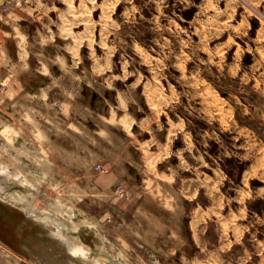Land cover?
<instances>
[{
	"label": "crops",
	"instance_id": "crops-1",
	"mask_svg": "<svg viewBox=\"0 0 264 264\" xmlns=\"http://www.w3.org/2000/svg\"><path fill=\"white\" fill-rule=\"evenodd\" d=\"M8 1L0 0V167L14 177L38 172L34 177L41 182L75 189L73 200L80 187L106 196L110 228L102 232L93 223L90 229L101 234L104 248L113 237L115 242L135 234L141 264H264V213L224 212L219 197L207 204L201 194L208 192V179L188 174L195 131L159 116L146 85L149 115L133 95L140 84L98 85L97 77L113 68V56H96L90 18L58 23L47 15L45 0H16L5 11ZM73 17L79 22V15ZM79 25L84 31L75 30ZM96 165L108 172L94 173ZM251 213L259 221H240ZM211 221L216 228L209 227ZM7 257L18 264L11 251Z\"/></svg>",
	"mask_w": 264,
	"mask_h": 264
},
{
	"label": "rangeland",
	"instance_id": "rangeland-1",
	"mask_svg": "<svg viewBox=\"0 0 264 264\" xmlns=\"http://www.w3.org/2000/svg\"><path fill=\"white\" fill-rule=\"evenodd\" d=\"M13 1L5 3V11L11 9ZM45 1L51 8L47 15H53L58 23L71 18L77 25L90 18L96 56L109 52L113 56V68L97 77L98 85L105 88L116 83L118 88L127 89L130 84H140L133 95L142 103V113L149 115L142 94V86L146 85L149 97L155 96L159 116L182 123L176 125L178 129L185 123L188 131H195L192 148L196 155L189 159L188 174L208 179V192L201 194L204 202L210 204V199L219 197L223 198L224 212L239 208L241 212L264 213V0ZM74 15H79V22ZM75 28L84 31L83 25ZM81 53L85 64H89L88 49L82 47ZM156 85L161 87L158 92ZM175 143L180 146L182 139L177 138ZM2 148L11 153L5 145ZM98 172L95 166L94 173ZM34 174L39 175L33 172L29 177H14L5 165L0 167V199L7 208L24 214L25 205L12 201L10 194L27 191L22 181L32 183L35 188L27 195L29 204L45 215L53 213L51 202L65 204L75 216H58L69 227L64 234L99 260L96 264H141L143 255L135 234L124 235L121 241L115 240L117 243L113 237L112 244L106 243L104 248L101 234L90 229L93 223L102 232L110 228L106 218L111 205L106 196H94L93 189L80 187L73 200L75 189L73 192L55 181L41 182ZM175 188L180 194L181 187ZM3 204L1 264H16L9 261L8 251L14 253L18 264H38V260L43 264H88L68 252L56 235V225L29 216V228L19 214L13 215L16 221L6 217ZM253 215L240 221H259ZM187 222L185 219V229ZM209 227L216 228L215 222L211 221ZM117 256L127 260L116 262Z\"/></svg>",
	"mask_w": 264,
	"mask_h": 264
},
{
	"label": "bare ground",
	"instance_id": "bare-ground-1",
	"mask_svg": "<svg viewBox=\"0 0 264 264\" xmlns=\"http://www.w3.org/2000/svg\"><path fill=\"white\" fill-rule=\"evenodd\" d=\"M7 131L8 130H5L4 133ZM22 184L26 188H28L27 191L20 194L18 192L11 193L10 195L13 198L11 200L14 202L18 201L24 204L25 208H23V210L28 214V216L33 218V220L38 222H43L49 225H56L57 228L56 235L60 237L61 241L65 244L68 252H70L71 255L85 259L88 262V264H96V262H98L99 260L93 259L91 253L85 248H83V246L76 244L66 232L64 234V229L66 228L68 230L69 227L58 216H67L69 219H73L75 213H73L72 211L69 212L70 210L66 207V205L59 201L58 202L55 201L53 203L51 202L50 207L51 209H53L52 214L49 213L45 215V212L39 213L38 211H36V209L32 207V205L29 204V198L27 196V195L30 196L33 193L31 189L35 188L34 185L32 183H28V182L26 183L24 181H22ZM71 229L74 230L75 227H72ZM101 247L102 246H99V249H101ZM117 264H124V262H118Z\"/></svg>",
	"mask_w": 264,
	"mask_h": 264
},
{
	"label": "trees",
	"instance_id": "trees-1",
	"mask_svg": "<svg viewBox=\"0 0 264 264\" xmlns=\"http://www.w3.org/2000/svg\"><path fill=\"white\" fill-rule=\"evenodd\" d=\"M0 204H3V203H0ZM2 206H3L4 210H5L6 217H9V219H12V220L16 221L15 216H17L19 214L18 217L19 218L21 217V218L25 219L26 223H27V227L31 228V226L29 225L30 220L19 209H15L14 208V210H11V209L7 208V205L3 204ZM13 215H15V216H13ZM19 230L21 232H25V230L22 229L21 227H19Z\"/></svg>",
	"mask_w": 264,
	"mask_h": 264
},
{
	"label": "built area",
	"instance_id": "built-area-1",
	"mask_svg": "<svg viewBox=\"0 0 264 264\" xmlns=\"http://www.w3.org/2000/svg\"><path fill=\"white\" fill-rule=\"evenodd\" d=\"M17 5H21V3L17 2ZM96 170L101 172V173H107L108 172V170L101 165H96ZM117 190H118V193L121 197L125 196L126 191L122 186H118Z\"/></svg>",
	"mask_w": 264,
	"mask_h": 264
}]
</instances>
